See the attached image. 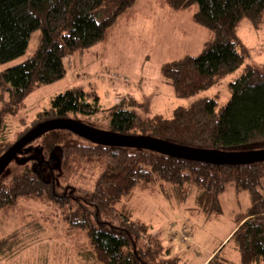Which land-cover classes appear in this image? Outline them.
Here are the masks:
<instances>
[{"label":"trees","instance_id":"obj_1","mask_svg":"<svg viewBox=\"0 0 264 264\" xmlns=\"http://www.w3.org/2000/svg\"><path fill=\"white\" fill-rule=\"evenodd\" d=\"M136 1L0 0V63L24 55L36 32L38 42L27 59L0 72V156L37 124L53 119L196 150H264V70L246 63L249 50L237 34L243 20L261 28L264 0H163L173 11L195 4L192 20L207 33L202 50L164 64L162 78L176 97L185 98L241 68L229 81L230 97L221 107L216 95L205 96L175 107L170 116H148L140 113V107L148 106L131 96L103 107L94 88L74 86L51 97L49 106L32 118H20V130L7 138L6 116L16 114L37 88L63 78L64 60L104 41L106 31ZM16 157L22 160L20 171L7 181L1 179L3 172L0 175V264H178L161 232L134 217L128 201L158 188L172 207L210 220L222 214L220 196L230 184L247 192L249 207L203 264H234L235 253V264H264V160H189L154 149L93 143L66 129L45 132ZM80 169H87V180ZM24 202L44 208L45 218L56 221V227L60 223L82 230L86 257L48 261L46 245L34 252L37 235L46 228L33 220L18 222Z\"/></svg>","mask_w":264,"mask_h":264},{"label":"rangeland","instance_id":"obj_2","mask_svg":"<svg viewBox=\"0 0 264 264\" xmlns=\"http://www.w3.org/2000/svg\"><path fill=\"white\" fill-rule=\"evenodd\" d=\"M196 10L195 4L181 11H173L163 4V0H137L106 31L104 41L64 60L66 74L63 78L40 86L24 98L22 108L16 114L6 116L7 138L13 139L20 130V118H32L37 111L49 106L51 97L74 86L85 90L94 88L103 107H110L121 98L131 96L139 104L148 106V109L140 107V113L148 116H170L175 107L188 105L205 96L216 95L218 108L224 105L230 97L228 83L240 73L241 68L207 90L185 98L176 97L172 86L161 75L164 64L184 55H196L202 50L207 31L193 22L192 15ZM36 33L33 34L26 53L12 61L0 63V72L24 61L35 51L38 43H35ZM237 34L249 50L246 63L263 71L264 22L258 30L247 20H243L237 28ZM6 98L4 95L5 100ZM2 105L3 101L0 99V110ZM18 161L19 157H16L8 163L1 176L2 180L7 181L20 171L22 160ZM96 169L93 167L92 171ZM79 171H82L83 178L87 180V169ZM220 202L222 214L210 220L196 211L172 207L158 188L151 192L148 190L141 196L136 193L128 204L134 210V217L161 232L164 243L179 257L178 264H203L235 227L234 219L249 207L247 192L236 191L231 184L221 194ZM19 210L18 222L33 220L46 228L44 233L37 235L39 240L33 244L34 252H42L46 245L49 252L44 257L48 261L69 257L72 262H76L79 257H86L82 230L60 223L56 227V221L46 219L45 209L36 204L24 202ZM50 222L53 223L48 224ZM184 225L188 231H183L181 237ZM187 235L189 237L186 239ZM80 239L82 243L79 242ZM30 255V251L26 252L28 259ZM237 258V253L231 256L234 264ZM34 264H39V260L34 261Z\"/></svg>","mask_w":264,"mask_h":264},{"label":"water","instance_id":"obj_3","mask_svg":"<svg viewBox=\"0 0 264 264\" xmlns=\"http://www.w3.org/2000/svg\"><path fill=\"white\" fill-rule=\"evenodd\" d=\"M54 129L69 130L80 137L97 144L154 149L163 154L202 162L218 164H244L264 160V150H255L242 153H224L217 151L196 150L192 148L176 146L154 138L124 136L108 131H100L70 119H53L37 124L0 156V175L8 163L28 143L40 137L45 132Z\"/></svg>","mask_w":264,"mask_h":264}]
</instances>
